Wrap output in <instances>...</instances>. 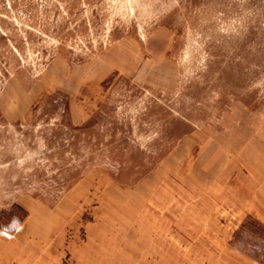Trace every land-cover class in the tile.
I'll use <instances>...</instances> for the list:
<instances>
[{
	"label": "rangeland",
	"instance_id": "1",
	"mask_svg": "<svg viewBox=\"0 0 264 264\" xmlns=\"http://www.w3.org/2000/svg\"><path fill=\"white\" fill-rule=\"evenodd\" d=\"M262 179L264 0H0V264L262 262Z\"/></svg>",
	"mask_w": 264,
	"mask_h": 264
},
{
	"label": "crops",
	"instance_id": "2",
	"mask_svg": "<svg viewBox=\"0 0 264 264\" xmlns=\"http://www.w3.org/2000/svg\"><path fill=\"white\" fill-rule=\"evenodd\" d=\"M245 196L240 200V215L243 214V217L251 218L264 225V179L252 182L251 186L248 188V196ZM245 263L264 264L253 259H249Z\"/></svg>",
	"mask_w": 264,
	"mask_h": 264
},
{
	"label": "trees",
	"instance_id": "3",
	"mask_svg": "<svg viewBox=\"0 0 264 264\" xmlns=\"http://www.w3.org/2000/svg\"><path fill=\"white\" fill-rule=\"evenodd\" d=\"M262 263H264V261H262Z\"/></svg>",
	"mask_w": 264,
	"mask_h": 264
}]
</instances>
